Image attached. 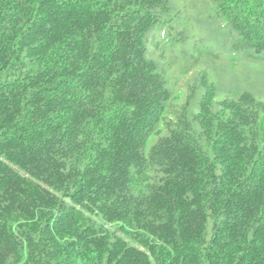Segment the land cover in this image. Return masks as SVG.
Wrapping results in <instances>:
<instances>
[{"label":"trees","instance_id":"trees-1","mask_svg":"<svg viewBox=\"0 0 264 264\" xmlns=\"http://www.w3.org/2000/svg\"><path fill=\"white\" fill-rule=\"evenodd\" d=\"M211 1L0 0V264H264V98L200 63L264 0Z\"/></svg>","mask_w":264,"mask_h":264},{"label":"rangeland","instance_id":"rangeland-1","mask_svg":"<svg viewBox=\"0 0 264 264\" xmlns=\"http://www.w3.org/2000/svg\"><path fill=\"white\" fill-rule=\"evenodd\" d=\"M202 9L210 15H215L217 11V5H214L211 0H199ZM202 1V2H201ZM211 24L209 30L204 29L200 25H192L191 29L196 30L201 46L208 43L210 32L212 31ZM218 36L221 38V44H229V40L225 38V33L220 30ZM215 51L221 52V47L215 46ZM224 54L218 55L215 59L208 61H201V66L208 67L214 77L221 83L223 87V96L237 97L242 90L248 89L253 91L257 96L264 98V66L260 64H249L242 60H238L236 65H232L233 58L228 55L226 50L222 49ZM175 64L168 66L169 70H172ZM199 64L192 67L195 73L200 71ZM195 76V74L193 75ZM193 76L184 75L181 77V82L185 83L188 80H192ZM180 80V79H179ZM178 80V83L180 84ZM240 85L239 89L231 95V87ZM228 86V87H227ZM182 92V91H181Z\"/></svg>","mask_w":264,"mask_h":264}]
</instances>
